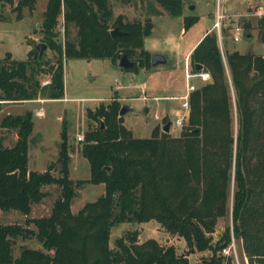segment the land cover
Here are the masks:
<instances>
[{
    "label": "trees",
    "instance_id": "obj_1",
    "mask_svg": "<svg viewBox=\"0 0 264 264\" xmlns=\"http://www.w3.org/2000/svg\"><path fill=\"white\" fill-rule=\"evenodd\" d=\"M150 1L170 16L182 14L183 0ZM35 4L0 0V10L12 6L20 18L23 9L31 12ZM197 19L184 17L183 24L189 28ZM60 20L64 39L56 45ZM257 24L263 39L264 18ZM70 27L75 29L73 38ZM112 27L125 35L111 38ZM152 29L148 19L143 24L123 22L122 16L113 19L108 0H47L41 44L56 59L52 64L44 61L36 49L24 61L6 54L0 61V110L7 103L63 100V58L115 63L123 54L136 63L129 70L149 69L150 55L142 42ZM228 29L221 30L224 38ZM243 29L245 35L249 24ZM188 59L193 72L200 64L210 80L190 93L188 117L178 136L154 126L147 139L134 138L122 125L115 99L87 111L97 125L76 143L89 165L85 180L69 178L73 146L65 122L55 162L36 172L28 169L33 113L1 119L0 128L13 131L16 139L6 147L0 138V211L27 217L33 204L47 197L44 187L55 185L59 194L48 217L26 220L34 230L0 225V264H189L187 255L195 252L210 253L203 264H232L222 252L234 241L240 243L243 264H264V49L261 54L221 50L212 29ZM42 76H48L47 85L38 80ZM167 121L165 117L163 125ZM86 183L103 185V193L74 214L71 203ZM224 218L227 224L214 241L217 222ZM150 221L185 242L187 253L177 255L173 245L164 247L154 239L138 244L135 234L117 239L116 250L110 249L114 226ZM17 237H35L43 251L23 248L13 258Z\"/></svg>",
    "mask_w": 264,
    "mask_h": 264
},
{
    "label": "rangeland",
    "instance_id": "obj_2",
    "mask_svg": "<svg viewBox=\"0 0 264 264\" xmlns=\"http://www.w3.org/2000/svg\"><path fill=\"white\" fill-rule=\"evenodd\" d=\"M47 0H36L34 9L30 12L23 9L20 18L17 17L12 6H3L0 10V61L6 54L10 59L24 61L29 50L36 49L41 44V23ZM109 8L113 11V19L122 16L123 22H139L143 24L146 19L152 23V31L143 39V50L151 54L165 55L171 60L170 65L139 69L137 71L122 70L117 62L107 59H64L63 79L64 95L66 100L61 103L37 104H4L0 110V121L7 114L23 115L25 112L36 113L39 107L47 113L46 118L40 123L35 119V126L31 134L28 153V169L41 172L54 163L59 150V134L61 124L66 123L69 142L72 144L73 162L76 171L70 168L69 178L85 180L88 178V162L85 168L81 166L80 153L76 145V138L96 127V123L87 117V111L93 112L100 104H109L116 100L120 106L124 105L129 111L122 116V125L132 132L134 138L147 139L154 126L163 127L165 117L171 123L170 134L178 136L180 129L174 126L180 107L181 97L186 95L187 79L185 71L194 73L192 65L188 62L187 53L195 47L196 41L208 29L216 18V13L224 16L221 20L222 27L228 28L226 38L221 33V50L238 51L241 54L250 52L261 54L264 49V37L261 38L262 28L257 21L264 18V0H183L182 14L178 17L170 16L155 2L150 0H108ZM192 7V9H190ZM198 19L191 27L183 24L184 17ZM60 24L57 27L58 37L56 45H62L63 34ZM249 24L248 37L244 35L243 25ZM235 26L242 28V36L238 42L231 40L232 30ZM70 29V38L75 36V29ZM114 28L112 27L111 31ZM223 29V28H222ZM221 29V30H222ZM244 36V37H243ZM136 56L132 57V59ZM41 59L51 64L56 59L53 50L46 48ZM42 85L49 82L48 76L39 77ZM189 84L195 88L202 85L199 78L190 79ZM40 100V99H37ZM42 100V99H41ZM41 102V101H40ZM40 105V106H39ZM39 106V107H38ZM40 110H37L39 112ZM58 118V120H57ZM34 124V123H33ZM0 138L4 146L9 147L14 143V132L0 128ZM79 161V162H78ZM54 175L57 176V173ZM102 185L83 184L78 191V196L71 203V212L77 213L85 203L93 202L101 196ZM46 196L40 203L33 204L30 215L23 216L16 212L0 211V225H20L34 230L26 220L48 217L54 200L58 197L57 186L44 187ZM228 220V224H229ZM227 219L217 222L214 241L223 232ZM135 234L136 243L154 239L161 246L173 245L177 255L187 253L185 242L176 236L166 234L154 221L145 224L120 223L111 229L109 247L116 250L115 242L119 238H126ZM13 258L23 248L42 250V246L34 238L22 239L17 237L12 242ZM224 257L232 259V264H243L240 243L234 241L225 251ZM210 256L209 252L192 253L187 255L189 264H203V260Z\"/></svg>",
    "mask_w": 264,
    "mask_h": 264
},
{
    "label": "built area",
    "instance_id": "obj_3",
    "mask_svg": "<svg viewBox=\"0 0 264 264\" xmlns=\"http://www.w3.org/2000/svg\"><path fill=\"white\" fill-rule=\"evenodd\" d=\"M224 18L223 15H221L220 13H216V18L213 22V27L212 29H214L216 31L217 34V40L219 42V46L221 49V29L223 28L221 25V20ZM232 36H231V40L234 42H238L240 37L242 36V28L239 26H235L232 30ZM185 76L187 79V87H186V95H184L183 97H181V103H180V107L182 110V112L178 113L175 121H174V126H176V128L181 129L182 125L184 124V122L186 121L187 117H188V113H189V95L190 93H192L195 89H197V87L195 88L193 85L189 84V80L193 79V78H199L203 83H206L210 80V75H208L206 72H203L202 70L198 71V72H194V73H190L187 70L185 71ZM171 126V123H170ZM82 140V136H78L76 138L77 142H81Z\"/></svg>",
    "mask_w": 264,
    "mask_h": 264
},
{
    "label": "water",
    "instance_id": "obj_4",
    "mask_svg": "<svg viewBox=\"0 0 264 264\" xmlns=\"http://www.w3.org/2000/svg\"><path fill=\"white\" fill-rule=\"evenodd\" d=\"M3 7V5H2ZM192 9V7L190 8ZM125 34L121 31H119L118 28H114L111 32H110V36L111 38H115V37H122ZM245 37H248V35L246 34ZM36 50L38 51V57L41 58L42 54L46 51L47 46L43 45V44H37L35 46ZM150 60V66L151 67H156V66H162V65H170L171 64V60H169L167 58V56L165 55H158V54H151L149 57ZM118 66L120 69L122 70H129L131 68H133L135 66V62L130 61L127 59V57L125 55H120V57L118 58ZM202 69V66L200 64H196L194 66V72H198ZM129 111V108L127 106L122 105L119 109V117H122L125 113H127ZM170 122L167 121L164 123L163 128H162V132L164 133H169L170 132Z\"/></svg>",
    "mask_w": 264,
    "mask_h": 264
},
{
    "label": "crops",
    "instance_id": "obj_5",
    "mask_svg": "<svg viewBox=\"0 0 264 264\" xmlns=\"http://www.w3.org/2000/svg\"><path fill=\"white\" fill-rule=\"evenodd\" d=\"M212 24H213V22H212ZM212 27H213V25H211L208 29H206L205 31H204V33L200 36V38L196 41V44L198 43V41L204 36V34H206V33H208V32H210L211 30H212ZM196 46V45H195ZM195 47H193L188 53H187V59H188V56H189V54L192 52V50L194 49ZM13 60V59H12ZM188 62H189V59H188ZM66 100V96L64 95V99L63 100H49V99H47V100H32V101H30V102H24V103H19V104H37V103H41V105H46L47 103H61V102H64ZM41 101V102H40ZM40 106V105H39ZM38 106V107H39ZM40 109H37V110H40L39 112H37V110H36V113L34 114V116H33V128H34V126H35V119H37L38 120V122H42L45 118H46V116H47V113H45L44 112V109L43 108H41V107H39ZM7 115H9V114H7ZM18 115V114H17ZM57 120H58V118H57ZM33 130V129H32ZM34 131V130H33ZM14 136H15V138H14V142H15V139H16V134L14 133ZM69 136V135H68ZM69 140H70V138H69ZM72 144V143H71ZM70 164H69V173H70V168H71V166H72V170L73 171H76V163L75 162H73V155H72V151L70 152ZM80 160H81V162L82 163H80V164H82L81 166H83V168H85V162L83 161V160H85L83 157H81L80 156ZM79 162V161H78ZM47 168V167H46ZM46 168H44L41 172H43V171H45V169ZM88 170H89V165H88ZM88 176H89V171H88ZM88 179V178H87ZM101 185V184H100ZM102 187H103V185H102ZM102 193H103V191H102ZM101 193V194H102Z\"/></svg>",
    "mask_w": 264,
    "mask_h": 264
}]
</instances>
